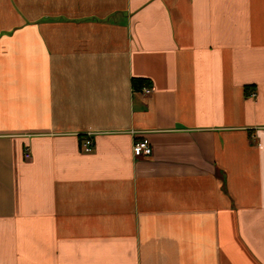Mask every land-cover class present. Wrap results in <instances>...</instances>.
<instances>
[{"label": "crops", "instance_id": "obj_1", "mask_svg": "<svg viewBox=\"0 0 264 264\" xmlns=\"http://www.w3.org/2000/svg\"><path fill=\"white\" fill-rule=\"evenodd\" d=\"M0 264H264V0H0Z\"/></svg>", "mask_w": 264, "mask_h": 264}, {"label": "built area", "instance_id": "obj_2", "mask_svg": "<svg viewBox=\"0 0 264 264\" xmlns=\"http://www.w3.org/2000/svg\"><path fill=\"white\" fill-rule=\"evenodd\" d=\"M140 90L146 96L152 94L154 91V89L150 86H144L140 88ZM250 96L254 97L255 94H251ZM94 147L95 142L91 137H89L84 141L82 151L84 153H91L94 150ZM133 153L135 157H150L153 154V145L147 138L138 140L133 145ZM25 158L27 160L31 159V153L29 150H26Z\"/></svg>", "mask_w": 264, "mask_h": 264}]
</instances>
